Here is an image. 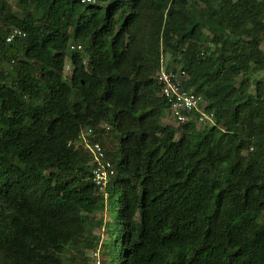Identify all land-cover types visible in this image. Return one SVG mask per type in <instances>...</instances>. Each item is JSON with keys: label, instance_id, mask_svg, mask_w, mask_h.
<instances>
[{"label": "trees", "instance_id": "obj_1", "mask_svg": "<svg viewBox=\"0 0 264 264\" xmlns=\"http://www.w3.org/2000/svg\"><path fill=\"white\" fill-rule=\"evenodd\" d=\"M13 5L0 0V264H92L87 216L105 207L111 264H264V81H250L264 0ZM159 69L186 74L209 124L163 121ZM86 129L114 169L105 199L68 145Z\"/></svg>", "mask_w": 264, "mask_h": 264}, {"label": "built area", "instance_id": "obj_2", "mask_svg": "<svg viewBox=\"0 0 264 264\" xmlns=\"http://www.w3.org/2000/svg\"><path fill=\"white\" fill-rule=\"evenodd\" d=\"M80 3H89L91 0H78ZM23 36L18 31H13L7 38L9 42L12 37ZM79 45H69V51L79 49ZM186 74L176 70L174 72H165L159 69L154 74V79L160 86L159 95L167 104L166 117L171 120L174 125L186 122L193 114L195 125L201 123H210V115L203 111L204 102L200 96L194 94L190 90L183 89V83L186 81ZM68 145L79 147L84 150L90 157L91 166V182L100 192L102 197L106 198V187L114 176V169L109 160L105 158V153L98 141L91 139V131L89 129L79 132L73 142ZM92 264H100L98 259V248L92 252Z\"/></svg>", "mask_w": 264, "mask_h": 264}, {"label": "rangeland", "instance_id": "obj_3", "mask_svg": "<svg viewBox=\"0 0 264 264\" xmlns=\"http://www.w3.org/2000/svg\"><path fill=\"white\" fill-rule=\"evenodd\" d=\"M8 2L11 4L12 7L14 6L13 5L14 0H8ZM12 9L15 10L14 7ZM191 11L197 17H202L199 9L197 7H191ZM69 45H74V44L69 41L68 46ZM258 46L264 52V42L258 41ZM0 69H1V67H0ZM70 71H71V64H70L68 57H66L64 59L63 71H62V79L64 82H67ZM240 79H241V77L236 78L237 83L240 81ZM254 80L264 81V72H259V73H256L255 75H253L251 77L250 81H254ZM163 121L165 123L171 125V126H175L171 122V120L168 119L167 117H165V119ZM101 127L104 130V132H106L104 134V136L106 138L108 136L107 140H110V138H111L110 134H111L112 130L109 127H106L105 125H101ZM198 127H199V125H195V128H198ZM104 145H105V148H107V150H110V144L105 142ZM115 210L114 211L109 210L107 207H105L103 210H98V211L93 212L92 214L87 216V218L93 224L96 225L91 230V234H92V237L94 239H98L97 245L99 244V246H97L96 248H98V259L100 261V264H111L110 263L111 257H110L109 252H110V248L113 244L114 237L117 234V220L115 219L116 218V211ZM88 255H89V253L87 252V256Z\"/></svg>", "mask_w": 264, "mask_h": 264}]
</instances>
